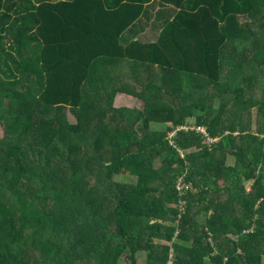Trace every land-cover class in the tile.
Masks as SVG:
<instances>
[{"label":"trees","instance_id":"obj_1","mask_svg":"<svg viewBox=\"0 0 264 264\" xmlns=\"http://www.w3.org/2000/svg\"><path fill=\"white\" fill-rule=\"evenodd\" d=\"M152 1L0 0V264H264V0Z\"/></svg>","mask_w":264,"mask_h":264},{"label":"crops","instance_id":"obj_2","mask_svg":"<svg viewBox=\"0 0 264 264\" xmlns=\"http://www.w3.org/2000/svg\"><path fill=\"white\" fill-rule=\"evenodd\" d=\"M178 11L179 9L174 6L162 4L158 0H153L150 4L145 6L142 16L128 30H126L121 35L120 44L123 47H127L133 42H139L143 45H150L157 43L160 39L163 30L170 22L173 21ZM209 28H210L209 34H211L212 33L211 27ZM178 41L181 42L180 39H178ZM99 74L100 75H160L159 70L157 68H150L149 66H147V64L135 65L131 61L122 60V59L102 60L99 66ZM116 96H118L119 100L121 99L126 100L127 98H136L135 96L122 92L117 93ZM113 105H114V101H113ZM114 107L117 106L114 105ZM117 108H121V106ZM124 108H129V107H124ZM155 125L157 124H152V126Z\"/></svg>","mask_w":264,"mask_h":264},{"label":"rangeland","instance_id":"obj_3","mask_svg":"<svg viewBox=\"0 0 264 264\" xmlns=\"http://www.w3.org/2000/svg\"><path fill=\"white\" fill-rule=\"evenodd\" d=\"M127 99H129V100H127ZM126 100L125 99H121V100H119V98H118V96H116L115 98H114V105L115 106H117V107H129V108H138V109H141L142 108V103L139 101V99H136V98H127ZM70 121L72 122V123H76L75 121H76V119L72 116V115H70ZM194 128H196V127H194ZM201 129V131H202V128L201 127H197V130L199 131ZM205 131H206V129L205 128H203ZM253 129H254V127H253ZM252 129V130H253ZM194 130V129H193ZM206 133L208 134V132L206 131ZM172 136H174V134H171L170 135V137L172 138ZM213 141H215V140H213ZM229 164H233L234 163V161H233V159H229L228 161H227ZM160 164H161V162H157L156 163V166H160ZM185 175H186V173H185ZM126 178V177H125ZM125 178H122V179H120V178H115V180L116 179H118L119 181H121V182H124L125 180L126 181H128L129 183H134V182H136V178H133V177H127L126 179ZM177 241V240H176ZM133 259L135 260V262H133ZM119 263L120 264H147V254L146 253H144V252H139V253H137V254H135V255H132L131 253H128V252H126L122 257H121V259H120V261H119Z\"/></svg>","mask_w":264,"mask_h":264},{"label":"built area","instance_id":"obj_4","mask_svg":"<svg viewBox=\"0 0 264 264\" xmlns=\"http://www.w3.org/2000/svg\"><path fill=\"white\" fill-rule=\"evenodd\" d=\"M189 129V128H188ZM187 129V130H188ZM190 129H194V130H196V131H198L197 130V128H194V127H191ZM199 132H201V133H203L204 134V136L207 138V140H208V142L209 143H211V142H213V140H211L209 137H208V134L206 133V131L202 128V131H201V129L199 130ZM191 185L190 184H187L186 183V181H185V176H182V177H180L179 179H178V181H177V190L179 191V194L181 195V196H183L184 194H185V192H188V191H190V189H191ZM186 205V203H185V201L184 200H181L180 201V206H181V209H182V211L184 210V206Z\"/></svg>","mask_w":264,"mask_h":264}]
</instances>
